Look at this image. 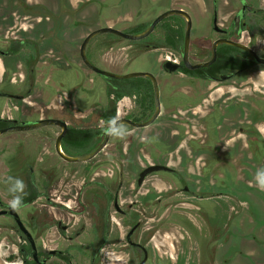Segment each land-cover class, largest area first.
<instances>
[{
    "label": "flooded vegetation",
    "instance_id": "flooded-vegetation-1",
    "mask_svg": "<svg viewBox=\"0 0 264 264\" xmlns=\"http://www.w3.org/2000/svg\"><path fill=\"white\" fill-rule=\"evenodd\" d=\"M78 1L57 0L58 9L49 12L28 0H11L13 19L8 26L0 22V264H237L243 245L250 258L263 264L264 255H255L256 241L241 237L242 220L226 219L225 154L213 132L205 127L201 139L191 137L190 154L177 156L171 148L163 157L157 130H172L176 124V113L186 103L180 82L224 85L219 112L209 114L222 125L227 120L235 125L236 113L246 106L240 78L264 68L255 61L264 60V0H205L201 33L194 29L189 0ZM131 3L136 7L133 20L108 18L122 17ZM148 7H155L149 15ZM170 10L191 18L186 61L196 68L184 62L186 23L177 15L163 18L140 39L100 33L85 45L88 62L100 71L116 76L146 72L155 78L159 114L149 125L138 126L155 112L151 81L95 73L83 64L80 47L100 29L142 34ZM20 17L27 27L17 25L14 19ZM170 18L179 20L174 24ZM167 28L181 32L175 47L165 44ZM242 63L250 66L242 68ZM139 66L148 71L134 70ZM132 79L148 80L146 103L141 93L128 88L116 96L111 80ZM168 82L174 89L164 110L161 93ZM247 99L250 106L264 108L257 96ZM110 117L128 126L126 139L105 140ZM237 130L247 134L242 127ZM251 132L254 136H244L247 145L261 139L255 129ZM187 133L175 144L187 140ZM167 159H178L180 168ZM198 160L201 168H182L184 162ZM215 160L218 164L211 165ZM150 166L170 171L141 177ZM7 176L27 185V207L20 211L9 207ZM249 222L256 231L257 220Z\"/></svg>",
    "mask_w": 264,
    "mask_h": 264
},
{
    "label": "rangeland",
    "instance_id": "rangeland-1",
    "mask_svg": "<svg viewBox=\"0 0 264 264\" xmlns=\"http://www.w3.org/2000/svg\"><path fill=\"white\" fill-rule=\"evenodd\" d=\"M74 1L75 0H73V2ZM103 2L116 4V0H104ZM189 2V5H191V3L194 5L190 8L194 29L197 33H201L200 31L204 27L206 21L204 13L205 0H189ZM28 3L39 8L44 7L49 12L58 9L57 0H28ZM76 3H80V1L77 0L75 4ZM127 5L126 8L124 7L122 10V17L115 18L114 16L108 18L114 19L117 22L133 20L136 7L133 6L132 3L128 8ZM91 9L94 8L91 7ZM146 9H148L147 13L149 15L154 12L155 7L153 9L150 7ZM13 11L14 6H12L11 0L8 5H4V1L0 0V13H2L0 22L2 26L10 25L13 19V17H10V14L13 13ZM14 20L18 23L17 25L27 27V25H25V23H27L26 18L20 17ZM71 60L74 61V58L71 57ZM53 63L55 67L58 66L57 61ZM134 70L148 71L147 68L140 66ZM240 81H242L243 90L241 99L242 101H246V106L241 107L238 113H236L237 122L235 125H230L228 120L222 125L218 117L212 119V114H209L210 111L219 112L217 105L220 103L219 98L224 85H216L207 82H193L190 85L186 82L178 83L181 95H183V97L180 98L186 103H183L184 108L179 107L176 113V124L171 126V124L167 122L172 130H169V128L157 130V132L160 133L158 143H161L163 157L167 150L171 148L175 149L173 154L177 156H186L191 153L189 151L191 145L188 143L191 137L200 136L201 139V133L205 127L210 130V133L213 132V137L221 144L220 153L225 154L226 219L238 217L242 220L241 237L242 239L248 236L252 237L258 245L255 255L260 256V254L264 255V191H260L255 185L254 175L258 168H264V108H260V104H257L259 109L250 106L247 98L255 95L261 104H264V68H255L252 72L243 75ZM169 85L170 82H168L167 86L162 88L161 95L164 110H168L170 107V91L174 89L173 86L169 87ZM179 102L180 101L177 102V105L181 106ZM188 105L189 107L186 108L185 106ZM190 107L192 108L190 109ZM164 110L162 114L163 118L170 121L171 118L168 117L169 114L164 112ZM251 118L252 124H250ZM165 122L166 121L163 123ZM246 125H249V127H244ZM239 127L244 128L247 134H238L237 129ZM251 128L255 129L257 133L261 135V139L256 137L252 144L247 145L243 140L245 139L244 136H254L251 132ZM176 130L178 134H176ZM192 130H194V133L191 135L190 132ZM184 131L188 132L185 134V137L188 139L175 144L176 138L182 137L184 134L181 133ZM166 162L172 167L180 168L178 166V159H167ZM185 164H187V166H184ZM217 164L218 162L216 160L215 162H211V165ZM198 166L201 168L202 160H198L196 163L193 162V164L189 161L184 162L182 168L186 170H196ZM217 169L218 167L216 166L215 170ZM250 219L257 220L258 225L256 231L251 228ZM247 250L248 248L244 247V245L241 247V256L238 258L237 264H257L256 260L250 258L248 255L249 250L248 252ZM258 263L262 264V261Z\"/></svg>",
    "mask_w": 264,
    "mask_h": 264
},
{
    "label": "water",
    "instance_id": "water-1",
    "mask_svg": "<svg viewBox=\"0 0 264 264\" xmlns=\"http://www.w3.org/2000/svg\"><path fill=\"white\" fill-rule=\"evenodd\" d=\"M170 15H177L179 17H181L185 23H186V27H185V38H184V56H183V59H184V62L185 64L190 67L188 64H187V61H186V51H187V47H188V42H189V31L191 29V18L190 16L182 11V10H170L166 13H163L161 14L159 17H157L153 23L151 24V26L142 34H139V35H135V36H129V35H125V34H122L120 32H117L115 30H111V29H100L98 31H95L93 33H91L90 35H88L85 40L83 41L81 47H80V57H81V60L83 62V64L88 67L89 69H91L93 72L95 73H98L100 75H104V76H108V77H112V78H117V79H127V78H133V77H144V78H148L151 83H152V86H153V91H154V99H155V112L153 113L152 117L144 124L142 125H138V126H146V125H149L150 123H152L155 118L158 116L159 114V98H158V87H157V83H156V80L155 78L153 77V75H151L150 73H146V72H135V73H129V74H126V75H122V76H116L114 74H110V73H107V72H103V71H100L96 68H94L87 60L86 56H85V53H84V49H85V45L86 43L89 41L90 38H92L93 36L97 35V34H100V33H112V34H115V35H118L120 37H123V38H126V39H131V40H135V39H140V38H143L145 37L146 35H148L153 27L160 21L162 20L163 18L167 17V16H170ZM226 42V41H224ZM227 44H230V45H233V46H236V47H239V48H242V49H245L244 47H241L239 45H236V44H233V43H230V42H226ZM218 44V43H216ZM216 44L214 46H216ZM254 57L255 55L252 54ZM255 61L258 62V63H262L264 64V60H261V59H257L255 57ZM168 68H169V71H174L175 70V66L174 65H169L167 64L166 65ZM198 66H195V67H190V68H196ZM48 121L46 122H42L40 124H44V123H47ZM124 122V121H123ZM107 135L105 136V140L107 139ZM105 144V141L100 145V147L98 148V150L96 152H98ZM95 152V153H96ZM95 153H93L91 156H93ZM80 160H84L83 159H80ZM154 171H170L169 168L167 167H164V166H150L148 167L147 169H145L142 173H141V177L147 175L148 173H151V172H154Z\"/></svg>",
    "mask_w": 264,
    "mask_h": 264
},
{
    "label": "clouds",
    "instance_id": "clouds-1",
    "mask_svg": "<svg viewBox=\"0 0 264 264\" xmlns=\"http://www.w3.org/2000/svg\"><path fill=\"white\" fill-rule=\"evenodd\" d=\"M104 134L115 139H126L129 135L128 126L117 117H110L106 122ZM8 193L11 195L9 207L13 211H20L26 208L24 197L27 194L25 181L18 177L7 176ZM254 183L260 191H264V168H258L254 175Z\"/></svg>",
    "mask_w": 264,
    "mask_h": 264
},
{
    "label": "trees",
    "instance_id": "trees-1",
    "mask_svg": "<svg viewBox=\"0 0 264 264\" xmlns=\"http://www.w3.org/2000/svg\"><path fill=\"white\" fill-rule=\"evenodd\" d=\"M169 20L174 21V24H177L178 22V18H170ZM180 37V38H179ZM164 41L166 45L175 47L176 44H178V40L181 39V32L180 30L175 31V30H168V28L166 29V34H164ZM249 67L250 64H241L240 67L244 68V67ZM112 85L116 88V96L120 97L124 94V91L128 88L130 89L131 93L134 92L137 95L139 93L142 94L141 97V101L142 104L147 102V97L150 94V84L148 82V80L146 79H132V80H125V81H114L111 80ZM149 90V91H148Z\"/></svg>",
    "mask_w": 264,
    "mask_h": 264
}]
</instances>
